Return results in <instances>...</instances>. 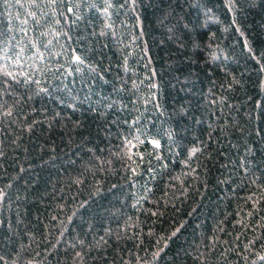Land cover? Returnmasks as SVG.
I'll use <instances>...</instances> for the list:
<instances>
[{
	"label": "trees",
	"instance_id": "trees-1",
	"mask_svg": "<svg viewBox=\"0 0 264 264\" xmlns=\"http://www.w3.org/2000/svg\"><path fill=\"white\" fill-rule=\"evenodd\" d=\"M0 264H264V0H0Z\"/></svg>",
	"mask_w": 264,
	"mask_h": 264
}]
</instances>
